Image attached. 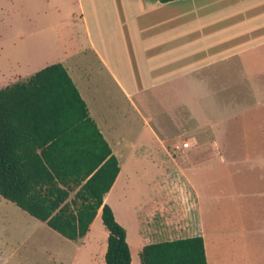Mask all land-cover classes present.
Segmentation results:
<instances>
[{
    "label": "crops",
    "instance_id": "0c3cea01",
    "mask_svg": "<svg viewBox=\"0 0 264 264\" xmlns=\"http://www.w3.org/2000/svg\"><path fill=\"white\" fill-rule=\"evenodd\" d=\"M29 2L33 0H21V5ZM36 5L22 9L23 68L0 82V88L61 62L118 160L120 171L104 203L126 227L128 242L131 224L138 262L146 244L202 236L208 264H224L216 255L210 259L207 239L219 228L218 170L235 159L222 156L214 144L177 148L179 144L129 141L118 130L123 117L117 103L127 100L132 105V97L158 87L214 84L203 78L202 70L232 56L264 55V0H36ZM66 5L67 20L46 18ZM46 24L56 30L55 41L47 36ZM251 64L244 70L264 72L263 65ZM132 107L140 115L139 105L134 102ZM245 161L264 166V153ZM144 167L156 168L149 195L141 190ZM98 226L101 242L95 238ZM60 235L73 243L74 263L83 257L85 264H105L109 231L102 207L85 236ZM131 255L135 264L132 250Z\"/></svg>",
    "mask_w": 264,
    "mask_h": 264
},
{
    "label": "rangeland",
    "instance_id": "374dc122",
    "mask_svg": "<svg viewBox=\"0 0 264 264\" xmlns=\"http://www.w3.org/2000/svg\"><path fill=\"white\" fill-rule=\"evenodd\" d=\"M36 8V0L24 6L21 0H0V82L23 68L22 9ZM45 16L57 22L67 20L68 5ZM47 25V36L55 41L57 32ZM251 62L264 66V55L232 56L202 70L203 78L214 84L158 87L140 98L132 97L140 115L133 103H117L123 117L118 130L129 141L173 145L188 141L189 147L214 144L222 156L235 159L218 170L219 228L207 239L210 259L216 255L224 264H264V166L245 161L264 153V72L244 70ZM103 91L109 93L105 87ZM155 169L142 168L141 190L146 195L152 192ZM128 229L135 264H141L131 224ZM95 238L101 242L99 226ZM2 252V264H85L83 257L73 262L71 241L0 195Z\"/></svg>",
    "mask_w": 264,
    "mask_h": 264
},
{
    "label": "trees",
    "instance_id": "16d2710c",
    "mask_svg": "<svg viewBox=\"0 0 264 264\" xmlns=\"http://www.w3.org/2000/svg\"><path fill=\"white\" fill-rule=\"evenodd\" d=\"M119 171L61 62L0 88V195L70 239L85 236L102 207L105 264L132 262L127 230L104 203ZM139 254L142 264H208L202 236L146 244Z\"/></svg>",
    "mask_w": 264,
    "mask_h": 264
},
{
    "label": "built area",
    "instance_id": "2783aa9c",
    "mask_svg": "<svg viewBox=\"0 0 264 264\" xmlns=\"http://www.w3.org/2000/svg\"><path fill=\"white\" fill-rule=\"evenodd\" d=\"M177 148H187L189 147V142L186 141V142H183L182 144H179V145H176Z\"/></svg>",
    "mask_w": 264,
    "mask_h": 264
}]
</instances>
